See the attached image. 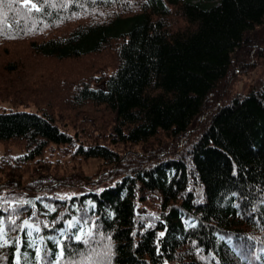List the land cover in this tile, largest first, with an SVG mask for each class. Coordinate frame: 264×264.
Listing matches in <instances>:
<instances>
[{"label": "trees", "instance_id": "1", "mask_svg": "<svg viewBox=\"0 0 264 264\" xmlns=\"http://www.w3.org/2000/svg\"><path fill=\"white\" fill-rule=\"evenodd\" d=\"M254 44L264 0H0V264H264V75L228 87ZM55 147L101 174L68 194Z\"/></svg>", "mask_w": 264, "mask_h": 264}, {"label": "rangeland", "instance_id": "2", "mask_svg": "<svg viewBox=\"0 0 264 264\" xmlns=\"http://www.w3.org/2000/svg\"><path fill=\"white\" fill-rule=\"evenodd\" d=\"M216 1V0H214ZM94 17V16H93ZM90 18H92V16H90ZM24 43L22 44H18L16 47H12L13 50L15 51V53L20 52L22 53V51H24ZM252 49L250 47H248L246 49V52H242L239 53V59H241V64L238 66V64H236L229 76V83L231 80V85L228 84V87H230V92L231 93H235L236 91H243L244 89L248 90L250 86H253V84L264 75V46L261 47V49L255 50V44L251 45ZM4 49H0V59L4 58L5 56L7 57L8 54L11 53H5L3 52ZM19 54V53H18ZM11 56V55H10ZM25 61V60H24ZM25 63H27L25 61ZM37 71V70H36ZM73 69L72 70H68V73L66 72V69L63 67L60 69L59 73L60 76L63 77L66 75V77H71V73H73ZM46 77H52V75L45 73V77L41 78L40 81L43 82H47ZM64 78V77H63ZM229 89V88H228ZM246 90V91H247ZM42 96L44 97V95L42 94ZM39 94V98L42 97ZM38 97H33L30 101L25 100L23 105L27 106L28 109L30 110H39V103L40 100H38ZM13 107H22L19 104H15L13 105L11 102L8 101H3L0 103V108L1 109H10ZM41 107V106H40ZM53 107V106H52ZM88 110V109H87ZM86 110V111H87ZM41 111V110H40ZM95 115L98 118L100 116V113L98 111H95ZM104 112H101V118L104 117ZM85 121V120H83ZM87 130H91L90 132H93L92 129H89V125L85 124ZM110 125H108L109 127ZM111 127V126H110ZM66 129L71 130L70 132H72V126L68 125L66 126ZM99 130V129H98ZM101 130V133L93 138H95V141H99L104 139V137L106 136L105 134V130L106 127H103ZM157 139L153 140V142H156ZM115 146H117L116 148H118L120 150L119 147H121V144H114ZM7 143L4 142H0V154L3 153L6 148H7ZM123 147V152H126L127 149H130V146L128 145H122ZM133 147V146H132ZM137 147V146H136ZM16 151V149H14ZM61 148H53L50 149L48 148L45 151V156H48L51 160H53L54 162H56L58 165L57 166H53L52 168H50L51 172H53L54 174H59V175H63L66 174L67 172H76V173H84L85 176H87L88 179H75V182H70L71 185L66 186L65 189L67 190L68 194H74V193H79L83 190H85L87 187L85 186H90L93 184V178L95 176H97L98 174H101V171L103 170H99L100 168H102V163L98 158H85L83 159L82 157H76L73 154H65L63 155V151H60ZM18 152V151H17ZM53 162V163H54ZM31 165V164H30ZM54 165H56L54 163ZM29 177V175H28ZM83 181H87L89 183H86L87 185H84ZM76 183H80V184H76ZM64 190V191H66Z\"/></svg>", "mask_w": 264, "mask_h": 264}, {"label": "snow or ice", "instance_id": "3", "mask_svg": "<svg viewBox=\"0 0 264 264\" xmlns=\"http://www.w3.org/2000/svg\"><path fill=\"white\" fill-rule=\"evenodd\" d=\"M30 2H31V0H24L25 4H29ZM47 2H48V0H42V3H47ZM147 2H148V0H145V3H147ZM28 10L29 11L35 10L36 12H39V11H41V7H38L36 3H31V7ZM25 223H27V221H25ZM89 235H91V233H89ZM161 235H163V233H161ZM75 240L78 242L82 241L83 237L81 235H76ZM83 242L87 243V241H83ZM5 243H7V241H5ZM63 256H64V251L62 249L61 253H60V258H63ZM57 264H58V262H57Z\"/></svg>", "mask_w": 264, "mask_h": 264}]
</instances>
